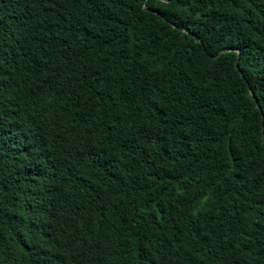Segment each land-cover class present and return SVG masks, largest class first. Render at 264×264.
Returning a JSON list of instances; mask_svg holds the SVG:
<instances>
[{"label":"trees","instance_id":"16d2710c","mask_svg":"<svg viewBox=\"0 0 264 264\" xmlns=\"http://www.w3.org/2000/svg\"><path fill=\"white\" fill-rule=\"evenodd\" d=\"M0 264H264V0H0Z\"/></svg>","mask_w":264,"mask_h":264},{"label":"water","instance_id":"95a60500","mask_svg":"<svg viewBox=\"0 0 264 264\" xmlns=\"http://www.w3.org/2000/svg\"><path fill=\"white\" fill-rule=\"evenodd\" d=\"M165 1V0H164ZM156 13V12H155ZM229 49H225V51H228ZM236 61V60H235Z\"/></svg>","mask_w":264,"mask_h":264}]
</instances>
